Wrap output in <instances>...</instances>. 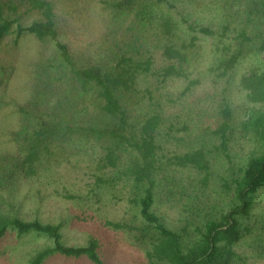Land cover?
Listing matches in <instances>:
<instances>
[{"label":"trees","instance_id":"trees-1","mask_svg":"<svg viewBox=\"0 0 264 264\" xmlns=\"http://www.w3.org/2000/svg\"><path fill=\"white\" fill-rule=\"evenodd\" d=\"M60 1L0 0V115L11 119L0 131V264L54 258L104 264L98 240L68 247L66 222L24 221L3 195L72 160L95 165L90 195L98 200L103 189L130 183L134 221L103 225L127 232L148 264H246L236 247L252 234L250 248L264 257V220L259 227L250 223L264 188V0H96L104 33L84 58L60 41ZM181 3L209 13L211 21L192 22L186 7L178 10ZM9 54L7 62L2 56ZM159 54L165 66L155 74L162 82H184L181 97L209 84L218 90L204 99L217 128L193 133L183 126L181 137L166 132L183 149L170 156L161 154L158 140L167 123L162 107L141 85ZM14 85L23 103L8 99ZM234 94L248 109L240 122ZM238 133L252 150L243 165L233 166L230 146ZM218 188L223 206L214 196ZM166 206L179 211L175 225L158 213ZM30 236L50 245L26 252Z\"/></svg>","mask_w":264,"mask_h":264},{"label":"rangeland","instance_id":"rangeland-1","mask_svg":"<svg viewBox=\"0 0 264 264\" xmlns=\"http://www.w3.org/2000/svg\"><path fill=\"white\" fill-rule=\"evenodd\" d=\"M184 7L193 15L192 22L197 20L207 24L211 21L212 17L209 13L195 12L190 9L193 7L191 4L181 3L178 10L181 11ZM57 8L60 41L67 44L76 57L84 58L93 54L104 33V23L100 10L96 6V0H61ZM176 17L179 18V16ZM11 39V37L7 38L4 43H9ZM2 58H5L7 62L12 61L10 54L3 55ZM164 66V59L160 54L156 55L154 70L141 79V85L154 93L162 107L167 123L160 132L158 140L163 147L161 154L170 156L183 149L179 148L172 137H167L166 132H170L172 136L181 137L186 136V131L182 130L183 126H188L193 133H198L207 127L217 128L218 120L212 115L214 113L209 111L207 107L209 102L207 103L204 99L207 94L212 95L218 90L210 84L204 85L183 98L181 93L185 88L184 82L178 80L162 82V79L155 74ZM246 66L247 64L242 65L243 68L237 80L241 73L245 72ZM17 84L20 86V82ZM23 94L22 92L20 95V91L14 85L9 89L8 99L17 98V103H23L25 96ZM230 100L235 108L236 121L244 120L248 111L244 101H241V97L236 94L232 95ZM10 122L11 119L1 113L0 131ZM170 124H172L171 131ZM3 146L0 140V149ZM230 147L232 165H243L252 150V144L238 133ZM219 163L227 169L231 166L225 159H219ZM96 174L99 173L95 170V165L90 162L72 160L70 164L65 163L56 171L46 174L41 180L34 183H21L12 194L5 192L3 195L11 202L12 214L24 221H40L45 224L66 222L62 234L63 242L68 247H85L92 239H96L100 243V255L104 264H148L143 253L132 245L127 232L111 231L103 225L105 220L128 223L134 221L133 216L137 213V207L130 202L131 198H134L130 183L124 180L118 182L115 187L103 189L101 198L98 200L94 195H90L91 190L96 186ZM222 191V188H218L214 195L221 206L224 205V199H220L224 198ZM67 195L76 196V199H67ZM158 213L169 225H175L179 217L178 210L167 206L160 208ZM78 216L80 219L77 218ZM263 220L264 188L256 196L250 223L259 227ZM254 238L253 234L245 237L236 250L245 257L246 264H264V257H258L250 248ZM48 245L50 243L44 238L30 236L26 252L30 253ZM19 256H25V252H20ZM63 263L62 259L54 258L47 264ZM75 264L91 263L83 259Z\"/></svg>","mask_w":264,"mask_h":264}]
</instances>
